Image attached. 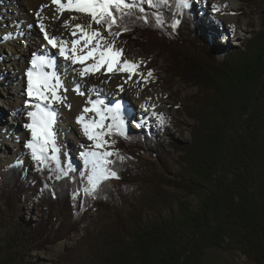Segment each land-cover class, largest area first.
Returning a JSON list of instances; mask_svg holds the SVG:
<instances>
[{"label":"trees","instance_id":"16d2710c","mask_svg":"<svg viewBox=\"0 0 264 264\" xmlns=\"http://www.w3.org/2000/svg\"><path fill=\"white\" fill-rule=\"evenodd\" d=\"M153 3L168 9L171 1ZM141 8L138 4L112 32L126 27L120 35L128 41L137 29H151L144 35L153 50L165 51L170 76L196 88L187 111L194 119L190 140L174 142L170 133L164 134L182 153L170 167L164 136L131 129L121 135L111 128L110 137L119 148L110 167L121 186L109 179L91 194L97 206L109 207V217L96 219L84 218L88 205L81 208L82 214L78 210L80 199L74 194L82 191L80 172L63 177L53 159V165L47 161L40 170L46 187L34 192L37 221L21 219L12 202L25 184L18 177L20 166H3L0 264H22L26 252L49 243L60 226L53 206L63 204L80 214L77 222L85 229V248L102 259L96 264H202L211 250L238 251L250 262L264 264V7L259 8L260 28L245 39L242 49L232 47L221 60L215 55L218 48L194 29L195 16L176 0V11L160 22L166 29L157 22L161 10ZM131 146L152 149L161 174L138 159L123 158L120 165L119 149ZM125 177L138 185L125 184ZM171 187L193 195L196 203L190 205Z\"/></svg>","mask_w":264,"mask_h":264},{"label":"rangeland","instance_id":"374dc122","mask_svg":"<svg viewBox=\"0 0 264 264\" xmlns=\"http://www.w3.org/2000/svg\"><path fill=\"white\" fill-rule=\"evenodd\" d=\"M170 1L171 4L168 5L169 6L168 9L167 8L159 9L158 3L159 4L162 3L160 1L158 3L148 4L147 0H137V4L142 5L146 11L151 8L152 10H158V11L161 10L162 12L161 11L160 12L162 13V15L161 16L159 15L160 16L159 20L162 21L164 20V18L165 19L170 18L169 16H172L171 14H173V12L176 11L173 8L174 0H170ZM202 1L205 0H191V1L189 0L190 7H185V8L189 11V13L193 14L196 18V21L193 24L194 29H196L197 32L201 33L204 39L208 40L209 38L210 39L209 41H211V43H213V45H215V47L218 48L219 51L215 49V55L219 60L223 59V57L227 54V52L230 49H232V47L233 48L240 47L242 49L245 39L260 28L261 18L259 14V8L264 7L263 5L264 0L263 1L255 0L247 4H245L243 1L236 0L242 15L240 14L238 17L239 24H235L232 26L233 32L229 35H227V33L225 34V38L227 41L222 43L221 38H223V34L219 33L214 36L215 29L217 32L218 31L220 32L222 28L214 23L213 25H211L210 23L209 25H207L206 23V21L209 22L208 18H211L212 15L209 12H206L205 9V12L207 13V18L206 17L202 18L200 16L201 13L200 2ZM2 2H3V6H7V7L13 6V3L10 2L9 0H3ZM177 15L179 16V18H181L180 16L182 15V12L179 11ZM248 20H249V24L246 25L247 27L239 29V27H241V23ZM143 25H146V23ZM158 25L166 29L165 23L163 24L158 23ZM98 27L102 30L103 33V29H104L103 25H98ZM3 28H6V25H4ZM143 29H145L146 31L151 30L146 28ZM146 31L142 32V31H138L137 29V31H134L133 33L134 35H132V38L129 39L128 41L124 40V38L121 35L119 36L114 35V32L111 35L107 32V35L104 36V38L105 40L112 38L115 39V48L123 49L124 52H126L125 55H123L124 60H129V58H134V53H140L143 55L144 61L143 62L139 61L138 64L139 67L137 71H135V74L129 73L131 74L129 76L137 77V78H141V76H145V78L148 79L150 83L148 87L151 88V90H148V93L146 94H149L150 96L153 93L152 91H154L155 88H158V86L161 85L162 95L169 93L167 99H165V102L163 103V107L165 111L160 115V118L155 120L153 124L150 123L149 119H147V122L144 124V126L138 127L137 125L136 127L132 120L127 121L123 118L128 107L133 108L132 113L136 115L139 114L140 111L139 106L136 104L137 102L135 104L134 103L132 104L130 102V100L133 101L132 100L133 97L130 95L127 97V100L123 101L122 103L123 106L120 108L118 122L123 121V128L122 129L118 128V129L120 131H123L124 133L131 129V130H137L139 132H148V133L150 132L152 134H157L159 138L164 136L162 138L165 142V146L163 147V149L164 151L168 152V154L170 155V161L168 163L170 164V167H172L174 166V164H176L182 153L181 151L174 149L172 143L168 142V138L165 135H168V133H170V135L173 136V138H175L174 142L177 141L183 142L190 140L189 129L193 124L194 119L189 116L190 114H188L187 111L192 106V104L189 103V99L196 92V88L183 83L178 77L170 76L169 66H168L169 64L167 63L168 58L167 55H165V51L153 50L152 44L149 43L148 38L145 37V35L148 36L146 34ZM10 35L12 34L10 33ZM13 38L15 39L19 38L23 40V36L18 34L10 37L9 39H13ZM28 43L30 45V42ZM1 47H2L0 49L1 53L9 54L8 53V50L10 48L9 44L4 42L3 44H1ZM5 63L7 64V66L5 65L3 66V68L5 67L6 69L12 67L9 66L10 65L9 62L5 61ZM149 72H151V76L148 75ZM23 85H24L23 83H17L16 81L13 82V86H15V90L18 91L20 90V87L21 88L23 87ZM68 85H71V83L65 84V89H67L66 86ZM2 86L3 85L0 84V92L1 95L3 94L5 96L7 95L6 93L7 91L6 90L4 91L2 89ZM76 87H77L76 85L72 86V90L76 91ZM65 89L64 92H66ZM18 95L15 96L16 99L15 101L18 100L24 101V99L20 98ZM113 97H115V95L110 94V96L107 99V102L105 103L106 106L100 109H107L108 107H110L111 104L115 102V100H113ZM55 104L59 106H63V108L66 110L69 109V106L66 104L63 105L58 102H56ZM191 114H193V112H191ZM4 115L6 116V118L9 119L11 118L7 109H5ZM24 115L26 114L23 113L22 116ZM22 116H17L20 122L22 121L21 119H23ZM99 119L100 117L96 119V121H99ZM161 120L163 121V123H161ZM8 121L9 120H7V122ZM2 122H4V119L2 120ZM135 122H137L136 119ZM103 123L106 126L112 124L111 116L105 119ZM5 124H8L6 123V120H5ZM104 132L106 133L104 139L108 141V144L105 146V151H110L113 153V155L109 157L110 160H113L116 154L115 150H118L119 146L110 137L109 128L105 127ZM69 136L74 137V135L71 133H69ZM6 144L8 147V144H11V141L5 139V147ZM48 148L56 149L55 155L59 159L60 164L63 165L65 169H67L68 161L71 160L74 162L73 168L78 169V171L80 172L82 178V191L74 194V197H78L80 199L78 210L79 212H81V214L83 212L81 208L83 206L88 205V207L86 208L83 214V216H85L84 218L96 219V217L104 216L105 214L106 216L109 217L110 215L108 211L109 207L97 206L95 203H93L94 202L93 196H91V194H88L84 191L86 188L83 187V184L85 180H87L86 174L88 171V167L86 166L85 163H83L84 161L82 162V159L78 158L79 157V155L77 154L78 151L77 149H75L72 142L71 145L69 146L70 152L67 153L66 156L68 157L66 158L67 163H65V159L63 158L64 155L61 152V149H59L58 146L54 144V141L49 144ZM9 150H10V154H12L13 150L11 147H9ZM88 150H95V149L88 148ZM119 150L120 151L118 153L120 154L118 155L117 160L120 159V165L122 164L123 161V159L120 158L121 156L123 158H129L131 160L138 159L139 163L145 165L148 169H151L154 174H158V175L161 174V165L154 156L155 154L152 149H145V148H138L131 146V148L128 149L120 148ZM143 151H145L146 153H144ZM0 158L1 160L4 159V161L0 163V170L2 169L3 166L8 164H19L20 166L19 168L21 172L18 174V177L20 178L22 177L23 182L25 184L21 185L22 188L20 187L21 190L20 193L18 192L16 194L14 193L15 197L12 198V202L13 204H15L18 210L19 217L23 220L30 221L31 223L34 224L39 217L38 210L36 209L35 206L36 198H34L35 197L34 192L35 191L40 192L41 187L43 188L46 187L45 181L42 179V176L40 175V170L44 168V165H37L36 161H34V163H30L26 165L23 158H18L9 162L5 160L4 153L2 151H0ZM48 161L52 165L53 162L56 164V160L55 161L53 160L52 162L51 152H49ZM111 169L115 171L114 167H111ZM166 176L168 178H172L171 175L166 174ZM125 178L128 179V181L124 182L125 184H128L130 186L138 185V183H135L133 181L132 177H125ZM27 181L30 184L29 186L32 188V190L26 184ZM111 182H113L114 185L121 186V183H119L115 178H112ZM171 190L181 195L183 200L188 201L190 205H194L196 203V199L193 195L188 194L181 190L172 189V187L170 188V191ZM2 192H3V183H1L0 181V205L5 204V201L3 199L4 195ZM100 196L103 198V194H101ZM53 211H55L53 214L58 215L59 213L57 219V221L60 222V226L58 228L59 232L57 233L56 236L51 235L49 237V240H47V242L49 243H44L43 246L42 245L37 246L34 249H30L28 253L26 252V256L24 257V262L22 264H96L98 262L102 263L101 257L98 256L97 258L95 255H93L94 252L92 250H86L85 248L86 243L84 240L85 238H83V236L85 235V229L83 228L82 225H79V223L77 222L79 213L75 211H73L72 213L71 209L68 208L66 204H63L61 206L54 205ZM70 212L72 216L70 215ZM60 227H62V229H60ZM57 237L59 239H56ZM202 264H257V263L250 262L245 257V255H243L238 251L227 252L220 250H211L209 254L204 258Z\"/></svg>","mask_w":264,"mask_h":264},{"label":"bare ground","instance_id":"6f19581e","mask_svg":"<svg viewBox=\"0 0 264 264\" xmlns=\"http://www.w3.org/2000/svg\"><path fill=\"white\" fill-rule=\"evenodd\" d=\"M2 1L3 0H0V49L2 48L1 44L4 42L10 45L8 50L9 54H3L0 50V84L3 85L2 89L7 91V95L5 96L3 94L1 95L0 92V151L4 153L6 161L10 162L18 158H23L26 165L34 163L31 150L25 146V142L31 139V132L25 127L27 123L31 122V117L28 116V112L35 110L34 105L36 103V101L33 100L30 106L27 103L29 98L26 94V69L30 67L33 53L37 55L44 54L47 57H52V54L55 53L54 67L45 70L48 72H55L56 76L60 78L62 87L59 89V94L63 97V103H58L68 106L71 105V107L66 110L63 106L56 105V102L49 103V108L54 109L56 113L55 122L51 129L53 134L52 140L54 144L61 149L65 163H67L66 158L68 157L66 156L67 153L70 152L69 146L71 142L78 151V158L82 159V162L84 161L83 163H85V160L82 153L89 151L88 148H94V141L88 139L84 134L82 124L77 122V117L80 115H84V122L89 124L93 120L99 118V115H97L95 111L84 112L85 108L91 109L92 105L90 101H102V104H97V108H104L108 97L110 94H113L115 95V97H113L115 102H113L110 107L115 108L116 103H119L122 107L123 101L127 100V97L131 95L133 101L130 100V102L132 104L137 102L136 104L140 108L139 114L136 115L132 113L133 108L128 107V109L125 108L127 110L123 118L127 121L132 120L136 127L138 123L141 124L140 127L144 126L147 119L153 124L165 111L163 103L165 99H167L169 93L162 95L161 85L155 88L150 96L146 94L151 88L148 87L150 83L145 76H141V78L130 77L129 75L131 74H129V72L116 71L115 63L112 65V71H108L107 68L102 67L99 71L81 77L79 72L83 66L80 64L72 65L70 61L60 57L59 49L52 48L48 44L39 27L42 20L50 36H55L58 40L62 39L70 42L72 39L76 38L71 35L73 31L71 25L82 24L87 28L91 23L90 16L79 12L65 11L63 15H60L56 19H52L50 17L57 9V6L52 4V0H9L13 3L12 7L3 6ZM200 3V16L202 18H207L206 12L212 15L211 18H208L209 22L206 21V23L207 25H209V23L213 25L214 23L222 28L220 32H217L215 29L214 36L219 33L223 34L221 42L224 43L227 41L225 34L227 33V35H229L233 32L232 26L239 24L238 17L240 14L242 15L236 0H205ZM42 6L46 7H43L42 10ZM37 12H41V15L37 16ZM72 17H75V19H70ZM66 20L70 21L67 27L64 26V21ZM247 24H249V20L241 23L239 29L246 28ZM4 25H6V28H3ZM97 28H99L98 25L92 23L90 31L96 30ZM100 31L102 32L101 29ZM10 33L12 35H10ZM17 34L22 35L23 40L19 38L9 39ZM106 35L107 31L103 29V36ZM105 41L107 43H112L114 41L115 44L114 38L106 39ZM28 42H30V45ZM125 53L126 52L123 50V55H125ZM143 58L142 54L134 53V58H129L128 61L139 64V61H144ZM5 61L9 62V66L12 67L3 68V66H7ZM92 63V60L87 61L88 65ZM14 81L24 84L22 88L20 87L19 91L15 90V86H13ZM68 83H71V85L66 86L67 91L64 92L65 84ZM74 85H79L80 92L84 94L81 95L77 93V91H73L72 86ZM121 88H123V91H121ZM17 95L23 98L24 101H15V96ZM5 109L8 110L11 116L10 119L6 118L4 115ZM23 113L26 115L22 116ZM17 116H22L23 119H21V122ZM3 119L4 122H2ZM135 119L137 122H135ZM5 120L8 124H5ZM7 120L10 122H7ZM69 133L73 134L74 137H70ZM5 139L11 141L8 147L7 144L5 147ZM9 147L13 150L12 154H10ZM101 151H105V148L101 149ZM3 161L4 159L1 160L0 158V163ZM86 166L88 167L87 173H89L90 167L87 164ZM83 187H91L88 180H85Z\"/></svg>","mask_w":264,"mask_h":264},{"label":"snow or ice","instance_id":"6c2138e0","mask_svg":"<svg viewBox=\"0 0 264 264\" xmlns=\"http://www.w3.org/2000/svg\"><path fill=\"white\" fill-rule=\"evenodd\" d=\"M148 4H152L153 0H147ZM164 3L167 0H163ZM177 3L181 7H190L189 0H177ZM52 4L57 6L56 12L50 17L52 19L58 18L63 15L65 11H74L83 13L91 17V23L85 27L82 24L71 25L73 31L71 35L76 37L70 42L65 40H58L55 36H50L45 28L43 21L41 20L39 27L43 32L44 38L52 48L59 49V56L65 60L70 61L72 65L80 64L81 68L79 75L81 77L89 75L95 71H99L102 67L107 68L108 71H112L113 63L116 64V71H124L135 74L139 65L135 62L123 59V49L115 48L114 41L107 43L103 36V33L99 28L91 30V24L103 25L104 29L111 35L114 27L119 26L123 17L131 16L134 10L137 8V0H52ZM43 7L42 6V10ZM144 11L143 8L140 9ZM116 13H119L118 17ZM37 16L41 15V12L36 13ZM70 19H75L72 17ZM147 22V17H143ZM157 22L161 21L159 18ZM70 21H64V26H69ZM175 26V25H173ZM122 31H127V28H121L120 31L114 33L119 36ZM104 42V43H102ZM87 50V51H85ZM33 59L30 61V67L26 69L27 87L26 94L29 98L27 103L31 106L32 101L35 100V110L29 111L28 116L31 117V122L25 125L31 132V139L25 142V146L31 150V156L37 165L46 166V161L49 159V152L52 153V159L56 160V167L59 173L63 177H70L72 171L78 169L73 168V161L69 160L67 169L60 164L59 159L56 157V149H49L48 146L52 143V125L55 122V110L49 108L50 102L63 103V97L59 94V89L62 87L60 78L56 76L55 72H48L45 69H51L54 67L55 53L52 57H47L44 54L37 55L33 53ZM92 60L91 65L87 64V61ZM75 70V69H73ZM151 76V72L148 73ZM67 91V89H65ZM76 91L80 92V86L77 85ZM123 91V88H121ZM91 109L85 108L84 112L95 111L99 115V121L93 120L90 124L85 123L84 115L77 117V122L82 124L84 134L89 140L94 141V149L82 153L84 156L85 164L90 167L89 173H87V180L91 185L90 189L84 191L88 194L94 193L101 187L102 182L109 179H119L117 173L111 169L110 165L113 163L109 159L113 155L110 151H101L108 144V141L104 139L106 133L104 128H123V121L118 122L120 114V104L116 103L115 108L108 107L107 109L97 108V104H102V101H90ZM71 107V105H69ZM111 116L112 124L104 125L103 121ZM161 123L163 121L161 120ZM121 135H125L123 131ZM123 159V157H120ZM22 163V162H21ZM57 179L61 178V175H57Z\"/></svg>","mask_w":264,"mask_h":264}]
</instances>
